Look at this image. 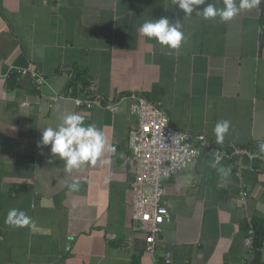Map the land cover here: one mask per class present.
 I'll list each match as a JSON object with an SVG mask.
<instances>
[{
    "label": "crops",
    "instance_id": "obj_1",
    "mask_svg": "<svg viewBox=\"0 0 264 264\" xmlns=\"http://www.w3.org/2000/svg\"><path fill=\"white\" fill-rule=\"evenodd\" d=\"M263 3L222 23L196 11L185 17L172 0H0V264L150 263L146 234L133 228L135 167L125 157L137 117L124 97L161 101L173 126L220 147L259 150ZM161 17L182 23L178 49L139 33L145 20ZM29 63L47 78L41 90L17 73ZM57 94L63 97L52 101ZM87 96L120 108L79 107L75 98ZM69 111L104 131L114 148L105 163L68 173L50 145L38 146L43 127H55ZM221 120L231 126L218 144L213 129ZM73 181L77 191L67 186ZM164 183L172 220L158 236L157 264H264V161L214 165L204 152ZM12 208L30 223L7 225ZM252 227L256 237L247 247Z\"/></svg>",
    "mask_w": 264,
    "mask_h": 264
},
{
    "label": "built area",
    "instance_id": "obj_2",
    "mask_svg": "<svg viewBox=\"0 0 264 264\" xmlns=\"http://www.w3.org/2000/svg\"><path fill=\"white\" fill-rule=\"evenodd\" d=\"M263 33L264 25L261 30V34ZM17 73L29 76L37 90H41L48 82L46 76L36 69L33 63L19 68ZM60 97L63 95H54L52 101H57ZM124 98L133 100L130 112L137 117V122L129 133L131 155L125 157V163H133L135 167L132 183L133 228L146 234L147 251L152 257L148 264H157L155 249L158 236L163 226L172 220L171 211L164 199V181L194 165L204 152L212 155L214 165L226 159L244 157L251 162L264 161V153L251 146L220 147L203 134L194 135L176 128L161 101H152L137 93H131ZM75 102L79 107L88 109L99 105L117 112L120 108L119 102L103 105L91 96L86 99L75 98ZM240 193L243 198L248 195L243 184ZM255 235L256 230L252 227L245 239L247 247L253 246ZM165 260L167 263L171 262V251L166 253Z\"/></svg>",
    "mask_w": 264,
    "mask_h": 264
},
{
    "label": "clouds",
    "instance_id": "obj_3",
    "mask_svg": "<svg viewBox=\"0 0 264 264\" xmlns=\"http://www.w3.org/2000/svg\"><path fill=\"white\" fill-rule=\"evenodd\" d=\"M260 0H223V6L207 0H172L185 13V17L197 12L205 20L229 22L241 11L250 10L259 4ZM206 5L202 9L198 6ZM139 33L155 40L161 46L178 49L185 39L180 21L172 22L167 17L145 20L138 29ZM231 122L218 121L213 129L216 142L222 143L230 131ZM51 146L54 157L64 162L65 170L71 173L88 164L105 163L103 157L108 151H114L104 131L95 123H86L84 117L76 112H65L61 115L60 123L43 127L41 141L38 146ZM259 151L264 153V143L258 145ZM223 172V169H221ZM69 190L77 191L79 184L73 181L67 185ZM5 223L11 227H23L30 223V217L25 211L12 208L8 211Z\"/></svg>",
    "mask_w": 264,
    "mask_h": 264
},
{
    "label": "trees",
    "instance_id": "obj_4",
    "mask_svg": "<svg viewBox=\"0 0 264 264\" xmlns=\"http://www.w3.org/2000/svg\"><path fill=\"white\" fill-rule=\"evenodd\" d=\"M263 21H264V3H263ZM87 85H88V83H87ZM90 86H91V84L90 85H88L86 88H85V93H87L88 95L91 93V89H90ZM255 237H256V235H255Z\"/></svg>",
    "mask_w": 264,
    "mask_h": 264
}]
</instances>
